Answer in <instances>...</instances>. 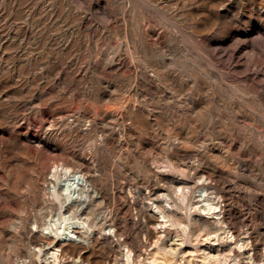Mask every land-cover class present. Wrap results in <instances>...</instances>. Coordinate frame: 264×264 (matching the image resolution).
Instances as JSON below:
<instances>
[{"label":"rangeland","instance_id":"obj_1","mask_svg":"<svg viewBox=\"0 0 264 264\" xmlns=\"http://www.w3.org/2000/svg\"><path fill=\"white\" fill-rule=\"evenodd\" d=\"M62 163L103 225L62 264H264V0H0V264H48L32 223Z\"/></svg>","mask_w":264,"mask_h":264},{"label":"bare ground","instance_id":"obj_2","mask_svg":"<svg viewBox=\"0 0 264 264\" xmlns=\"http://www.w3.org/2000/svg\"><path fill=\"white\" fill-rule=\"evenodd\" d=\"M24 28V27H23ZM29 35V34H28ZM105 37V36H103ZM102 39V38H101ZM99 41V40H98ZM121 46V45H120ZM111 48V47H110ZM127 49V48H126ZM130 50V49H129ZM121 51V50H120ZM116 52V51H115ZM129 52V51H128ZM127 52V53H128ZM132 53V51H131ZM114 54V53H113ZM96 55V54H95ZM110 55V54H109ZM141 55V54H140ZM135 56V55H134ZM133 56V57H134ZM122 63V62H121ZM115 68V67H114ZM130 110V109H129ZM127 110V111H129ZM89 113V112H88ZM127 113V112H126ZM78 114V113H77ZM133 114V113H132ZM135 115V114H134ZM133 116V115H132ZM54 117V116H53ZM59 118V117H58ZM111 118V117H110ZM115 118V117H114ZM117 118V117H116ZM130 118V117H129ZM128 122V121H127ZM124 123V122H123ZM143 126V125H142ZM126 127V126H125ZM128 127V126H127ZM118 128V127H117ZM130 128V127H129ZM94 129V128H93ZM110 130V129H109ZM130 130V129H129ZM133 132V131H132ZM129 133V132H128ZM168 134V133H167ZM147 135V134H146ZM145 135V136H146ZM149 135V134H148ZM147 135V136H148ZM170 135V134H169ZM172 135V134H171ZM177 135V134H176ZM17 136V134H16ZM118 136V135H117ZM175 137V136H174ZM177 137V136H176ZM171 139V138H170ZM13 140V139H12ZM109 140V139H108ZM143 140V139H142ZM162 140V139H161ZM104 141V140H103ZM107 141V140H106ZM164 141V140H163ZM177 140H175L176 142ZM128 142V141H127ZM162 142V141H161ZM179 142V141H178ZM181 142V141H180ZM185 142V141H183ZM115 143V142H114ZM145 143V142H144ZM166 143V142H165ZM168 143V142H167ZM172 143V142H171ZM170 143V145H171ZM41 144V143H40ZM38 144V145H40ZM101 144V143H100ZM175 144V143H174ZM188 144V143H187ZM116 145V144H115ZM169 145V146H170ZM186 145V144H185ZM192 145V144H191ZM194 145V144H193ZM32 146V145H31ZM174 146V145H173ZM44 147V146H43ZM193 147V146H192ZM142 148V147H141ZM197 149V148H196ZM214 150V149H213ZM131 151V150H129ZM144 151V150H143ZM36 152V151H35ZM213 152V151H212ZM31 153V151H30ZM114 153V152H113ZM218 154V153H217ZM11 155V154H10ZM54 155V154H53ZM228 155V154H227ZM57 156V155H56ZM47 157V156H46ZM53 157V156H52ZM211 157V156H210ZM222 157V156H221ZM75 158V157H74ZM121 158V157H120ZM119 158V159H120ZM176 158V157H175ZM218 158V157H217ZM94 159V158H93ZM125 159V158H124ZM172 159V158H171ZM52 160V159H51ZM77 160V159H76ZM175 160V159H174ZM208 160V159H207ZM223 160V159H222ZM74 161V160H73ZM95 161V160H94ZM84 162V161H83ZM90 162V161H89ZM140 163V162H139ZM138 163V164H139ZM147 163V162H146ZM203 163V162H202ZM209 163V161H208ZM12 164V163H9ZM80 164V163H79ZM85 164V163H84ZM192 164V163H191ZM87 165V164H86ZM113 165V164H112ZM153 165V164H152ZM99 166V165H98ZM116 167V166H115ZM207 167V166H206ZM221 167V166H220ZM85 168V167H84ZM98 168V167H96ZM119 168V167H118ZM208 168V167H207ZM187 169V168H186ZM206 169V168H205ZM118 170V169H117ZM96 171V170H95ZM99 171V170H98ZM191 171V170H190ZM212 171V170H211ZM205 172V171H204ZM213 172V171H212ZM92 173V172H91ZM220 173V172H219ZM150 174V173H149ZM156 174V173H155ZM154 174V175H155ZM112 175V174H111ZM158 175V174H157ZM203 175V174H202ZM209 175V174H208ZM221 175V174H219ZM201 176V175H200ZM113 177V176H112ZM197 177V176H196ZM223 177V176H222ZM157 178V177H156ZM155 178V179H156ZM165 178V177H164ZM188 178V177H187ZM47 187L42 195L41 207L35 211L34 220L32 223V230L35 234L41 235L48 239L50 246L47 248L38 247L34 251L35 256L42 261V254H48L46 259H48V264H62L64 259V249L59 248L58 244H71L73 246H79L85 243L86 238L90 237L91 234L101 227L103 230V225L98 226L94 223L93 218L89 214L87 207L88 204L97 199L101 200L98 192L94 190L93 185L85 172L74 169L72 166L62 164H56L52 166L47 174ZM152 179V178H151ZM154 179V181H155ZM211 179V178H210ZM172 180V179H171ZM170 180V181H171ZM195 180V179H194ZM197 180V179H196ZM163 181V180H162ZM165 181V180H164ZM199 181V180H198ZM149 182V181H148ZM174 182V181H173ZM183 182V181H182ZM192 182V181H191ZM97 183V182H96ZM164 183V182H163ZM171 183V182H169ZM218 183V182H217ZM154 184V182H153ZM166 184V183H165ZM27 185V184H26ZM99 185V184H98ZM145 185V184H144ZM187 185V184H186ZM114 186V185H113ZM138 186V185H137ZM169 186V184H168ZM175 186V185H174ZM209 186V185H208ZM109 187V186H108ZM128 187V186H127ZM133 187V186H132ZM143 187V186H142ZM173 187V186H172ZM177 187V186H176ZM130 188V187H129ZM128 188V189H129ZM163 188V187H162ZM183 190V186L179 187ZM104 189V188H103ZM131 189V188H130ZM179 189V190H180ZM210 189V188H209ZM208 187L204 188V199L209 210L215 211L217 225H222L224 220L222 219L220 211V205L217 201L213 200L209 196ZM154 191V190H153ZM10 192V191H9ZM104 192V191H103ZM112 192V191H111ZM120 192V191H119ZM143 192V190H142ZM171 192V191H170ZM183 192V191H182ZM106 193V192H105ZM165 193V192H164ZM186 193V192H185ZM119 194V193H118ZM157 194V193H156ZM214 194V193H213ZM1 195V194H0ZM146 195V194H145ZM173 195V194H171ZM170 195V196H171ZM212 195V194H210ZM218 195V194H216ZM220 195V194H219ZM218 195V196H219ZM2 196V195H1ZM0 196V197H1ZM6 196V195H5ZM167 196V195H166ZM187 196V195H186ZM104 197V196H103ZM150 197V196H149ZM199 197V196H198ZM220 197V196H219ZM6 198V197H5ZM4 198V199H5ZM24 198V197H23ZM177 198V197H176ZM190 198V197H189ZM8 199V198H7ZM114 199V198H113ZM207 199V200H206ZM189 200V199H188ZM5 201V200H4ZM108 201V200H107ZM121 201V200H120ZM123 201V200H122ZM127 201V200H126ZM129 202V201H128ZM159 202V201H158ZM13 203V202H12ZM17 204V203H16ZM167 204V202H166ZM176 204V202L174 203ZM39 205V204H38ZM116 205V204H115ZM140 205V204H139ZM146 205V204H145ZM184 205V203H183ZM1 206V205H0ZM17 206V205H16ZM176 206V205H175ZM108 207V206H107ZM120 207V206H119ZM136 207V206H135ZM140 207V206H139ZM154 207V206H153ZM101 208V207H100ZM103 208V207H102ZM109 208V207H108ZM153 209V208H152ZM228 209V208H227ZM126 212V211H125ZM124 212V213H125ZM154 212V211H153ZM208 212V211H207ZM211 212V211H210ZM209 212V213H210ZM167 213V212H166ZM227 213V211H226ZM102 214V213H101ZM117 214V213H116ZM129 214V213H128ZM146 215V214H145ZM210 215V214H209ZM120 216V215H119ZM153 216V215H151ZM161 220L166 222L161 224L160 227L163 228L167 224L166 215L160 212ZM15 217V216H14ZM129 217V216H128ZM158 217V216H157ZM174 217V216H173ZM18 218V217H17ZM101 218L106 221V216H101ZM227 218V217H225ZM230 218V217H229ZM121 220V219H120ZM130 220V219H129ZM234 220V219H233ZM159 221V220H158ZM109 222V221H108ZM111 222V221H110ZM151 222V221H149ZM180 222V221H179ZM232 222V221H231ZM152 223V222H151ZM182 223V222H181ZM186 223V222H185ZM230 223V222H229ZM104 224V223H103ZM123 224V223H122ZM130 224V223H129ZM187 224V223H186ZM233 224V223H232ZM180 225V224H179ZM231 225V224H230ZM129 227V226H128ZM234 227V226H233ZM28 228V227H27ZM147 229V228H146ZM230 229V228H229ZM121 230V228H120ZM160 230V229H159ZM221 228H217L212 235V233L206 235L205 246L202 247L203 253L208 257H216L215 245L220 242V239L231 240L234 238L230 230H225V236L218 233ZM233 230V229H232ZM115 231V230H114ZM29 232V231H28ZM109 232V230H108ZM116 232V231H115ZM119 232V231H118ZM239 232V231H238ZM237 232V233H238ZM117 233V232H116ZM125 233V232H124ZM162 233V232H161ZM174 234V233H173ZM246 234V233H245ZM117 235V234H116ZM97 236V235H96ZM124 236V235H123ZM173 236V235H172ZM181 236V235H180ZM105 237V236H104ZM255 237V236H254ZM253 237V238H254ZM34 239V237L32 238ZM156 239V238H155ZM178 240V238H177ZM173 240L170 243L169 249L177 250L183 244V242ZM94 241V240H93ZM37 243V242H36ZM140 243V242H139ZM208 243H210L208 245ZM97 244V243H96ZM103 244V243H102ZM169 244V243H168ZM236 244V243H235ZM41 245V244H40ZM244 245V240H242L240 247ZM60 246V245H59ZM139 246V245H138ZM127 247V246H126ZM141 247V246H140ZM168 247V246H167ZM232 247V246H231ZM221 248V247H220ZM79 249V248H78ZM22 250V249H21ZM260 250V249H259ZM195 251V250H194ZM238 251V250H237ZM24 252V251H23ZM236 252V251H235ZM251 252V251H250ZM1 253V252H0ZM78 253V251H77ZM191 256V255H190ZM20 257V256H18ZM127 260L132 262V252L128 250L126 253ZM80 258V257H79ZM195 258V257H194ZM197 258V257H196ZM232 258V257H231ZM242 258V257H241ZM5 259V258H4ZM243 259V258H242ZM247 259V258H246ZM22 260V259H21ZM78 260V258H77ZM80 260V259H79ZM190 260V259H189ZM193 260V259H192ZM245 260V259H244ZM179 261V260H178ZM194 261V260H193ZM258 261V260H257ZM195 262V261H194ZM245 262V261H244ZM202 263V262H201Z\"/></svg>","mask_w":264,"mask_h":264}]
</instances>
